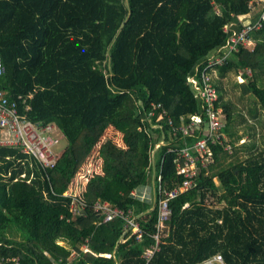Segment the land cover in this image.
<instances>
[{
  "label": "trees",
  "instance_id": "obj_1",
  "mask_svg": "<svg viewBox=\"0 0 264 264\" xmlns=\"http://www.w3.org/2000/svg\"><path fill=\"white\" fill-rule=\"evenodd\" d=\"M263 13L264 2L255 0H0V91L21 114L55 124L67 140L53 167L20 147L0 145V262L197 264L221 253L227 264H264V130L257 134L264 127ZM258 20L253 49L241 48L215 67L233 152L212 145L214 162L208 171L200 168L196 187L170 201L169 229L157 241L158 204L132 193L157 184L158 174L168 189L183 177L176 153L163 144L154 178L151 151L163 139L185 143L174 142L180 134L168 118L178 126L200 110L187 74L225 43L224 27ZM152 103L167 110L160 122L147 120ZM241 124L251 139L239 143ZM110 125L121 131H115L119 146L129 148L114 172L115 158L101 139ZM73 180L80 189L83 181L95 188L91 198H78L75 212L66 193ZM98 200L133 210L142 239L123 217L104 221ZM156 245L148 261L144 253Z\"/></svg>",
  "mask_w": 264,
  "mask_h": 264
},
{
  "label": "built area",
  "instance_id": "obj_2",
  "mask_svg": "<svg viewBox=\"0 0 264 264\" xmlns=\"http://www.w3.org/2000/svg\"><path fill=\"white\" fill-rule=\"evenodd\" d=\"M258 3L262 2L257 1ZM264 19V13L261 15ZM262 26L260 20L246 23L241 28L236 27V23H229L224 27L228 33L225 43L215 50L211 51L205 64H199L192 72L187 74V82L193 87L196 96L201 100V107L197 113L181 118L178 126L173 125V120L168 118L173 132L180 134L174 138V142L183 140L185 143L181 146L174 145L163 139L158 142L151 151V163L153 165V177L156 178L155 156L156 150L163 144H169L168 151L176 153L177 174L183 177L180 184L172 189L164 187L162 177L157 176V184H154V200L158 204V222L159 232L155 235L159 241L160 233L167 225L172 210L170 201L179 194L188 191L198 185V174L201 167L208 171L209 164L215 160L212 145H220L228 153L233 152V143L225 131L227 125V115L222 105L219 103L218 89L214 85L216 76L215 67L224 64L233 55H236L241 48H247L254 44L253 34ZM4 67L0 58V74ZM246 73L251 75L252 71L247 68ZM239 81H243L242 74L238 76ZM30 107L27 106V109ZM167 116V110L161 103H152L151 109L147 114V120L151 121L156 117L160 122ZM154 125L161 126L160 123ZM55 132L57 134H55ZM61 130L53 123L38 125L21 114L18 110V103L10 101L5 91H0V145H9L20 147L23 152L35 154L45 166L53 167L61 152L58 151ZM193 138L192 142L187 139ZM245 139H241V143ZM172 143V144H171ZM153 178V179H154ZM136 191L133 195L136 197ZM154 203V204H155ZM188 205V204H186ZM95 210L104 214V221H112L116 217H123L126 221L127 230H131L137 240L142 239L143 231L140 228L138 215L131 209L125 210L118 206H113L107 201L98 200L95 202ZM88 250V247H85ZM158 250V245L145 251L144 257L149 261L154 252ZM0 264H19L18 258H12L10 261L0 262ZM197 264H227L221 253L205 259Z\"/></svg>",
  "mask_w": 264,
  "mask_h": 264
},
{
  "label": "rangeland",
  "instance_id": "obj_3",
  "mask_svg": "<svg viewBox=\"0 0 264 264\" xmlns=\"http://www.w3.org/2000/svg\"><path fill=\"white\" fill-rule=\"evenodd\" d=\"M256 2L257 1H261V0H255ZM263 2H264V0H262ZM262 5H263V3H262ZM255 8H256V6L255 7H253V9H252V13H254L256 10H255ZM255 45V40H254V44L252 45V46H250V48L251 49H253L252 47ZM233 78H234V76H233ZM239 81V80H238ZM228 97V96H227ZM237 103H241V102H239V101H237ZM240 106V105H239ZM238 120H240V118H238ZM264 125V124H263ZM141 128H140V126H139V128H138V130H140ZM236 129H237V135L239 136V135H241V136H243L244 138H242V139H245V141L246 140H248V139H251V136H250V134H249V132H248V128L245 126V124H241V125H237L236 126ZM264 130V127L263 128H258V131H257V134L259 135V133L261 134L262 132L261 131H263ZM134 132H136L135 130H133ZM157 132H158V130H157ZM55 134H57L56 132H55ZM156 135V134H155ZM257 135V136H258ZM59 136H63V133H60V135ZM230 138V137H229ZM114 142H116V145H115V143ZM112 143H114L113 144V146L110 144V141H108V142H105V146L107 145V151H106V154L110 157V158H115V162H113L114 164H112V169H113V172L114 171H116L117 169H119V168H122V166L124 165V163L122 162V160H124V156L123 157H121V154H125V153H127V151L129 150V148H123V150H121V146H119V142H118V140H115L114 138H113V141H112ZM239 143H241V140L239 141ZM66 145H67V140L64 138V137H61L60 139H59V144L57 145L58 147V151L59 152H62V150H64V148L66 147ZM128 147V146H127ZM97 151V149H96V145L94 146V148L92 149V152L93 151ZM123 151V152H122ZM91 152V153H92ZM90 153V154H91ZM97 153V152H96ZM158 156V153L156 154V157ZM89 157V156H88ZM87 157V158H88ZM118 157H119V160H116V159H118ZM87 158H86V160H87ZM86 160L82 163V165H81V167L85 164V162H86ZM127 166H131V163H129L128 161H127ZM81 167H80V169H81ZM111 167V166H110ZM78 174V173H77ZM94 174L95 175H97V177L98 176H101L103 173H102V171L101 170H95V172H94ZM77 176V175H76ZM76 178V177H75ZM215 182L217 183V184H219V180L217 179V177H215ZM78 184L75 182V180H73L72 181V183L70 184V186H69V188H68V190L66 191V193L68 194V195H73V202H72V204H71V210L72 211H76V209H77V203H78V201H79V199L80 200H82V201H84L85 199H88L89 197L91 198L92 197V194H93V192L95 191V188L94 187H91V185H92V181H90V182H88V181H83V187H81V189L80 188H78V186H77ZM141 188V187H140ZM139 190V189H138ZM134 191H136V189L134 190ZM137 192V191H136ZM79 198V199H78ZM209 203H213V202H215L216 201V199L215 198H213V197H210L209 199ZM223 203H220V204H218L219 205V207L221 206H223L222 205ZM253 223H254V225H255V227L256 228H259V221L256 219V218H254L253 219ZM168 229H169V226L168 225H166L165 226V228L163 229V231H162V234H165V233H167V231H168Z\"/></svg>",
  "mask_w": 264,
  "mask_h": 264
},
{
  "label": "crops",
  "instance_id": "obj_4",
  "mask_svg": "<svg viewBox=\"0 0 264 264\" xmlns=\"http://www.w3.org/2000/svg\"><path fill=\"white\" fill-rule=\"evenodd\" d=\"M115 131H117V132H119L120 130L119 129H117L115 126H113V125H110V126H108L107 128H106V130H105V132H104V134H103V136L101 137V139L102 138H105V141L106 142H108V141H110V144L113 146V144L115 143V145H116V142H114V143H112V141H113V138L115 139L116 138V136H118V135H115ZM121 132V131H120ZM123 140V139H122ZM123 147H124V149L125 148H128L127 147V145H126V143L124 142V146H122L121 147V150H123ZM103 150H104V152L106 153V151L108 150L107 149V145L106 146H104L103 147ZM95 151V150H94ZM116 160H119V157H118V159H116ZM141 187V188H140ZM140 187H138V188H136V191H137V193H136V198H138V199H140V200H142V201H146V202H149V203H155V198H154V184H153V186H146V185H142V186H140ZM139 189V190H138Z\"/></svg>",
  "mask_w": 264,
  "mask_h": 264
}]
</instances>
